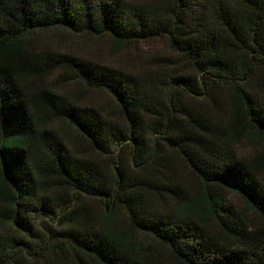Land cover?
<instances>
[{
  "label": "trees",
  "instance_id": "obj_1",
  "mask_svg": "<svg viewBox=\"0 0 264 264\" xmlns=\"http://www.w3.org/2000/svg\"><path fill=\"white\" fill-rule=\"evenodd\" d=\"M51 30L117 48L166 40L188 68L38 52ZM54 73L115 111L49 84ZM253 132L257 156L240 150ZM0 223L12 230L0 264H163L138 234L177 264H264V0H0Z\"/></svg>",
  "mask_w": 264,
  "mask_h": 264
},
{
  "label": "rangeland",
  "instance_id": "obj_2",
  "mask_svg": "<svg viewBox=\"0 0 264 264\" xmlns=\"http://www.w3.org/2000/svg\"><path fill=\"white\" fill-rule=\"evenodd\" d=\"M143 3H149L157 0H130ZM38 52L43 51H57L59 53H68L76 55L84 59L101 62L111 66L121 67L126 70H140V71H170L172 68L178 71L186 70L188 65L180 61V57L177 53L172 51L166 40H154L144 43H130L129 45L117 48V44L110 35L93 36L89 34H75L67 30H51L40 34L37 37ZM159 57H168L173 60V64L170 67H165L158 59ZM159 61V63H158ZM63 76H59L54 73L48 80L49 84L58 87L61 91L71 92L77 96V99L82 104L90 106H100L106 110L115 111L114 102L111 96L102 90L90 88L89 86L79 82L63 81ZM53 128L65 135L72 134L71 129L62 121H55L51 124ZM261 140L253 132L250 140H245L243 144H240V150L243 154L250 153L259 155L263 151V146L260 145ZM79 149L86 157H95L100 161L109 163L110 159L96 154L91 150L89 145L85 142L79 143ZM177 171L181 172L182 176L186 179L189 187L198 193L201 190L199 181L183 166L179 165L176 161ZM236 200L237 204L242 210L246 209L245 203L240 199ZM91 205L96 209L98 215L102 212V204L93 200ZM248 215L252 216V213L248 211ZM122 217V216H121ZM124 224V222H122ZM212 224V223H211ZM0 231L12 232L9 225L0 223ZM146 245H150L151 248L158 254V259L163 264H177L174 257L169 250L153 240L151 237H144L143 235H137Z\"/></svg>",
  "mask_w": 264,
  "mask_h": 264
}]
</instances>
